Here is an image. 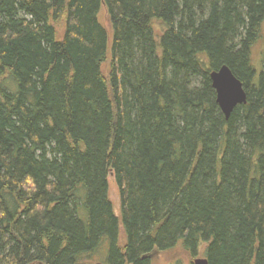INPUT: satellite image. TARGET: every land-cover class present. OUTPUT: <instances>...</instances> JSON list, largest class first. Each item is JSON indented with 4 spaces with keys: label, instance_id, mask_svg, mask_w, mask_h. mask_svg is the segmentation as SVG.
I'll return each mask as SVG.
<instances>
[{
    "label": "trees",
    "instance_id": "16d2710c",
    "mask_svg": "<svg viewBox=\"0 0 264 264\" xmlns=\"http://www.w3.org/2000/svg\"><path fill=\"white\" fill-rule=\"evenodd\" d=\"M263 24L264 0H0V264H264Z\"/></svg>",
    "mask_w": 264,
    "mask_h": 264
},
{
    "label": "water",
    "instance_id": "95a60500",
    "mask_svg": "<svg viewBox=\"0 0 264 264\" xmlns=\"http://www.w3.org/2000/svg\"><path fill=\"white\" fill-rule=\"evenodd\" d=\"M211 84L216 93V102L228 119L233 109L247 101V94L242 82L227 65H222L209 73ZM94 264H104L95 262ZM191 264H209L206 257H195Z\"/></svg>",
    "mask_w": 264,
    "mask_h": 264
},
{
    "label": "rangeland",
    "instance_id": "374dc122",
    "mask_svg": "<svg viewBox=\"0 0 264 264\" xmlns=\"http://www.w3.org/2000/svg\"><path fill=\"white\" fill-rule=\"evenodd\" d=\"M99 19L101 21V23L108 29L109 28V22H108V18L105 14V9L102 8L100 10L99 13ZM58 29V34H61L62 28L59 25L57 27ZM252 56H253V61L256 64H259L260 61L262 60L263 56V52H264V24L262 27V33H261V38L260 41L254 46L253 50H252ZM106 65H104L105 67ZM112 200L115 202L116 198L114 197V194H116V189L115 186L112 184V182L110 181V188H109ZM116 206V205H115ZM151 263L152 264H169L174 260H179L182 263H189L191 262L194 258H189L186 253L181 250L180 248H175L172 250H167V251H159V250H155L152 254H151ZM197 257H204L203 255V246L199 249L198 253H197ZM95 262H101L99 260H96L93 262V264Z\"/></svg>",
    "mask_w": 264,
    "mask_h": 264
}]
</instances>
